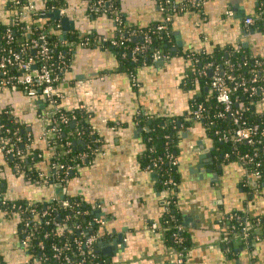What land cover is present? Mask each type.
Listing matches in <instances>:
<instances>
[{
	"label": "crops",
	"instance_id": "crops-1",
	"mask_svg": "<svg viewBox=\"0 0 264 264\" xmlns=\"http://www.w3.org/2000/svg\"><path fill=\"white\" fill-rule=\"evenodd\" d=\"M0 0V20L8 21V5ZM43 9L46 0H27ZM115 15L124 26L145 28L163 19L157 0H117ZM180 2L183 0H173ZM195 10L177 12L169 23L178 55L142 64L134 79L118 70L119 59L103 39L115 37V17L93 14L87 0H67L62 31L73 37H92L72 47L69 65L58 88L60 107L87 114L93 150L69 179L60 183L30 180L12 164L0 145V184L4 200L50 202L64 194L78 198L97 217L104 218L101 251L115 264H174V253L162 233H150L164 214L165 193L154 171L143 165L148 126L145 117H173L179 123L178 183L174 197L184 216L189 247L185 264H264V240L248 249L228 238L225 218L234 211L264 216V186L254 190L245 183L246 171L238 161L215 154L214 139L202 121L192 115V100L201 96L199 81L191 80L195 66L186 52L205 49L247 48L264 61V31H253L246 17H258L259 0H202ZM110 10H113L110 6ZM116 13V12H115ZM30 16L25 20H29ZM66 19V20H64ZM66 27V29L63 28ZM107 43V42H106ZM246 44V45H244ZM204 90H208L204 88ZM264 112V105L259 104ZM47 105L22 89L0 87V114L8 111L27 132L26 149L34 158L28 169L39 174L52 170L54 151L43 133ZM30 138V139H29ZM73 146L89 147L81 137ZM28 156V154H26ZM30 161V160H29ZM1 202V199H0ZM5 203V202H2ZM231 240L235 255L225 246ZM0 264H40L22 244V223L17 214L0 207Z\"/></svg>",
	"mask_w": 264,
	"mask_h": 264
},
{
	"label": "trees",
	"instance_id": "trees-1",
	"mask_svg": "<svg viewBox=\"0 0 264 264\" xmlns=\"http://www.w3.org/2000/svg\"><path fill=\"white\" fill-rule=\"evenodd\" d=\"M87 1L90 4L93 14H107L114 18L118 13L119 2L117 0H111L110 2L113 10H110V4L106 5L105 0L98 5L97 0ZM164 1L157 0L158 4ZM259 3L260 5L257 11L258 17H253L254 22L249 26L253 31H264V0H259ZM27 4V0H14L8 5V11L11 13L8 21L3 22L0 20V60L8 56V51L12 49L14 51L24 50V53H22V59L24 60L33 58L37 63H42L43 61L38 56L37 50H28L26 46H28L32 39H38L39 35L44 34L49 46V58L46 63L51 66L53 73L59 77H63L69 65L73 45L85 42L86 39H92V37H78L76 35L72 37V35L64 34L61 25L63 17L55 13L59 7H67V0H46L43 9L29 11L30 19L25 20L19 14L20 11L26 8ZM177 4L189 10L199 8L192 6L190 0H183ZM177 12H170L171 18ZM159 23L162 22H154L145 28L124 26L121 24L114 37L118 41V45L103 43L111 46L116 52L119 59L118 70L126 72L132 78L142 64L153 60V54L155 52H160L168 56V58L178 55V52L173 50V35L170 31L169 33L157 31L156 27ZM8 30H10V39L7 37ZM144 33H148L151 36V42L144 52H137L135 55L136 60H133V50L138 46L144 45ZM64 39L72 42V45L69 47L63 46L62 41ZM184 56L196 61V70L191 80L199 81L202 92L201 96L192 100V109L197 108L199 105L202 106L203 116L199 120L202 121L205 127L207 125L209 126L207 133L214 139L215 154L222 157L223 160H234L241 163L239 161L240 156L256 153L257 155L253 159V163L242 166L248 173L255 170L260 172V177L255 182L261 186V184H264V112L258 107L259 101L262 98L261 92L255 91L250 95L248 92H244L239 88L232 94V108L243 110L241 121L246 126H258L256 136L258 143L254 145H248L245 142L234 144L231 141L221 140V135L235 129L233 118L227 113L222 118L215 116L221 112L222 107L216 101L215 95L210 92L209 84L212 75L210 76L208 72L209 68L205 70L204 74H199V71L207 68L206 66L208 64H212L213 69H218L219 74L224 78H227V76L234 77V81H227L230 86H234L235 83H239L242 80L250 84L253 76L257 75L258 82L256 85L262 87L264 86V61L259 57H255L243 46H239L234 50L216 47L211 52L202 49L200 51L186 52ZM257 61L260 63L258 66L255 63ZM13 74L18 75L15 66H8V75ZM3 78L4 76L0 73V79ZM204 88L208 90H204ZM261 104L264 105V101ZM60 111L71 120L69 123L64 124L60 122L58 114L55 115L57 121L54 125L58 132H51L47 139L49 146L54 151L51 162L52 164L56 163L59 165V168L56 169L57 180L60 183H64L69 179L71 172H75L79 166L84 164L86 157H90L93 150L94 137L90 135L91 126L88 122L87 114L84 111L79 109L66 111L62 108H60ZM72 123L74 124L73 127L71 126ZM140 125L148 126V130H145L143 133L146 143L143 165L146 168L148 165L153 167L155 160H163V162L159 160L157 167H154L156 169L154 173L160 189H162V183L169 178L177 184V166H168L166 160L167 152H171L177 157V143L180 130L177 119L165 116L145 117L143 121L141 120ZM77 132H79L77 136H80L89 144V147L83 151H78L73 146L71 134ZM7 139H10L21 153L19 157H12L13 166H19L20 172L26 174L28 179L40 181L37 171L34 168L31 171L28 169L31 158H34L33 154L35 153H31V151L26 149L25 144L29 143L30 140H28L25 128L8 111H3L0 114V140ZM68 141L71 142L69 147L66 146ZM151 148L152 150H150ZM2 192L3 187L0 184V207L9 215H18L21 213L23 218H32L34 215L30 213V210L35 209L39 218L45 210L48 211L44 217H40L36 224L32 226V240L27 246V251L31 259L37 260L40 264H59L62 260L55 257L53 246L61 249L65 244H69V250L61 252L70 257L72 264H115L109 256L101 251V247L99 246L100 241L105 238V233L103 228L93 223L94 218L97 216L91 209H88L84 204L79 202L80 200L78 198L64 197L73 206V210H71L62 208L56 200L50 202L4 200ZM76 211L81 213L75 217ZM57 222L63 226V235H58L57 233L55 226ZM179 224L184 227V230L181 232L173 228V226ZM159 226L161 227L165 244L174 251L183 252L184 249L189 247L190 243L184 225V216L178 210L175 197L173 204L169 206V210L164 212ZM224 226V233L228 238H236L242 234L244 227L249 226V238L241 241L248 249H252L253 244L257 242L254 240V236H258L260 240H264L263 215L251 216L242 211H234L226 216ZM80 232H86V236L94 233L100 234L101 237L94 246L93 255L89 253L87 248L79 249L76 245V240L84 237V234ZM46 234L47 236H45ZM225 249L228 256L235 255V249L231 246V240L226 244Z\"/></svg>",
	"mask_w": 264,
	"mask_h": 264
},
{
	"label": "built area",
	"instance_id": "built-area-1",
	"mask_svg": "<svg viewBox=\"0 0 264 264\" xmlns=\"http://www.w3.org/2000/svg\"><path fill=\"white\" fill-rule=\"evenodd\" d=\"M106 5H111V0H105ZM103 0H97V5L102 3ZM202 0H190V4L194 7H200L202 5ZM160 8L162 12L164 13V17L161 20L162 23H159L156 27L157 31H165L166 33H169V23L171 21L170 12L174 11H184L185 8L181 5H178L177 2L173 0H165L163 3L160 4ZM36 10L35 6L28 2L25 9L20 11V17L23 19L28 18L29 11ZM104 10V9H103ZM106 12V10H104ZM56 13L63 17L66 13V7L61 6L57 9ZM115 22L117 25L123 24L121 19L115 16ZM254 18L249 16L245 19V24L247 26H250L253 24ZM122 34V32H120ZM143 40L144 45L136 47L132 52L133 60H136L135 55L137 52L142 53L144 50L148 47V44L151 42V36L148 33L143 34ZM8 39H10V30H8L7 33ZM130 38V37H129ZM129 40V39H128ZM103 41L106 43H109L110 45H118V41L113 37L111 39H103ZM86 43L91 42V39H86ZM63 46H71L72 42L67 41V39H64L62 41ZM26 49L28 50H37L38 56L43 61L42 63H37L35 59L28 58V59H22V53H24V50L21 51H14L10 49L8 51V56H5L1 58L0 60V73L4 76L3 79H0V87L6 86V87H12L14 89L20 88L22 89L29 97H36L39 96L42 98V100L46 103L48 109L45 114L43 122V133L48 138L51 134V132H58V130L55 127V123L57 119L55 118L58 114V117L60 119L61 123H69L70 118L65 115L63 112L60 111V100L62 98V93L58 88L59 82L62 80V77H59L55 73H53L51 66H49L46 61L49 58V46L46 41L45 35L41 34L39 35L38 39H32L31 42L26 46ZM169 59L168 56L161 54L160 52H155L153 54V60H165ZM192 63L195 66L196 61L192 60ZM256 65H260V63L257 61L255 62ZM8 66H15L17 74L8 75ZM207 68H204L203 70L199 71V74H204L205 70L208 69L213 71L212 79L210 81V92L215 95V99L218 102V104L222 107L221 112L216 114L215 116L217 118H222L227 113L230 117L233 118V124L235 126V129L230 131L229 133H224L220 136L221 140L224 141H231L232 143H241L245 142L248 145H254L257 142L256 136L258 133V126H246L243 121H241L242 111L239 109H233V97L232 94L237 91L239 88L242 89L244 92H248L250 95L255 92L259 91L262 94V98L259 101V104H261L264 101V86L258 87L256 83L258 82L257 75H254L251 83L247 84L246 81L242 80L241 82L235 83L234 86H230L228 84L229 81H234V77L227 76V78H224L221 76L218 72V69H213L212 64H208L206 66ZM133 78V77H132ZM134 79V78H133ZM255 103V102H253ZM192 115L195 119H201L203 116V110L202 106L199 105L197 108H193L191 110ZM209 129V126L206 127ZM79 132L71 134L72 139L80 137L77 136ZM218 133V132H216ZM261 136V135H260ZM49 144V143H48ZM71 142L68 141L66 143V146H70ZM0 145L2 150L12 156V157H19L21 156L20 151L16 148L15 144L11 142L10 139L7 140H0ZM51 147V146H50ZM52 149V147H51ZM53 150V149H52ZM152 150V148L150 149ZM256 153L253 155L244 154L239 157V161H241V165H248L254 162V158L256 157ZM83 157V156H82ZM161 161V159H159ZM159 160H155L153 162V167L151 165H148L147 168L156 172V169L154 167H157L159 164ZM166 160L168 162V166L175 167L178 165V158L174 156L171 152L166 153ZM163 162V160L161 161ZM16 168L20 171L19 166H16ZM59 168V165L56 163L52 164V170L50 173L44 175L39 174L40 179L49 180L51 182H57V173L56 169ZM72 170V167H71ZM260 177V172L255 170L251 173L246 172V179L245 183L247 186L252 187L254 190L260 189L264 186V184L257 185L255 182ZM176 182L172 179H167L162 183V190L165 193V199H164V212L169 210V206L173 204L174 202V190L176 188ZM65 197V196H64ZM58 201L62 208L64 209H71L73 210V206L71 203L64 199L57 197L55 199ZM47 210H45L40 216L44 217L45 214H47ZM30 213L34 215L32 218H23L20 214L18 216L20 217L21 223H22V244L24 247L27 248L28 244L32 240V232L36 222L38 221L37 211L35 209L30 210ZM81 212L76 211L75 217L79 215ZM93 223L95 225H98L99 227L103 228L106 221L104 218L96 217L94 218ZM55 226L57 228L58 235H63V226L61 223H55ZM174 229L178 231H183L184 227L182 225H175L173 226ZM249 226L246 228L244 227L242 229V234L238 235L236 239H239L240 241L247 240L250 236L248 232ZM148 230L150 233H162L161 227L157 223H152L149 225ZM81 234H84V237L82 239L76 240V245L79 249L87 248L89 253H93L94 246L97 241L100 239L99 233L90 234L89 236H86V232H80ZM105 233V232H104ZM47 236V234L45 235ZM254 240L259 241L260 238L258 236L253 237ZM69 244H65L64 246L60 248L53 246V251L55 252L54 255L58 259L62 260L59 264H72V261L70 260V257L67 254L62 253L61 251H67L69 250ZM172 249V248H171ZM174 253V264H185L186 259V249L183 250V252H176L172 249ZM93 255V254H92Z\"/></svg>",
	"mask_w": 264,
	"mask_h": 264
},
{
	"label": "water",
	"instance_id": "water-1",
	"mask_svg": "<svg viewBox=\"0 0 264 264\" xmlns=\"http://www.w3.org/2000/svg\"><path fill=\"white\" fill-rule=\"evenodd\" d=\"M55 14L57 15V13H55ZM64 20H66V19H64ZM63 28H64V29H66V27H65V26H63ZM64 34H65V33H64ZM64 36H65V35H64ZM244 45H246V44H244ZM209 74H210V76H211V75L213 74V71H212V70H209ZM71 126L73 127V126H74V124L72 123V125H71ZM77 142H78V143H80V144L82 143L81 141H79V140H78V141H73V144L75 145ZM60 198H64V194H63V195H61V197H60Z\"/></svg>",
	"mask_w": 264,
	"mask_h": 264
},
{
	"label": "flooded vegetation",
	"instance_id": "flooded-vegetation-1",
	"mask_svg": "<svg viewBox=\"0 0 264 264\" xmlns=\"http://www.w3.org/2000/svg\"><path fill=\"white\" fill-rule=\"evenodd\" d=\"M252 188V187H251Z\"/></svg>",
	"mask_w": 264,
	"mask_h": 264
}]
</instances>
